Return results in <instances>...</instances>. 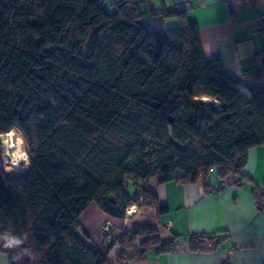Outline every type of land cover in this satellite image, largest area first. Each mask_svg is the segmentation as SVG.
<instances>
[{
	"label": "trees",
	"instance_id": "1",
	"mask_svg": "<svg viewBox=\"0 0 264 264\" xmlns=\"http://www.w3.org/2000/svg\"><path fill=\"white\" fill-rule=\"evenodd\" d=\"M165 1L110 10L102 0H0V236L23 241L1 248L10 264H110L80 222L92 201L112 217L132 203L161 216L168 208L146 187L153 178L240 175L264 144V90L227 75L220 56L205 54L187 3ZM145 5L178 24L165 35L148 29ZM16 127L30 146L23 177L9 176L2 156L1 136ZM143 235L133 259L184 240L137 228L121 236L119 260Z\"/></svg>",
	"mask_w": 264,
	"mask_h": 264
},
{
	"label": "crops",
	"instance_id": "2",
	"mask_svg": "<svg viewBox=\"0 0 264 264\" xmlns=\"http://www.w3.org/2000/svg\"><path fill=\"white\" fill-rule=\"evenodd\" d=\"M116 1L119 0H104V5L113 10ZM185 2L189 19L200 27L205 54L220 56L227 75L264 90V0H166L164 5L172 9ZM162 7L161 2L154 3L157 12ZM144 10L141 22L154 32L165 35L168 28L178 24L175 18L154 14L148 5ZM239 180L244 182L237 183ZM255 185H264V144L249 151L240 175L222 178L214 169L207 179L195 183H163L153 178L146 187L168 208L164 215L132 203L125 217H112L92 201L81 214L80 222L89 240L107 252L110 264H262L264 211L255 204ZM142 227L155 228L164 241L174 236L184 240L169 253L150 250L146 258L133 259L149 237L143 235L127 250V259L119 260L121 236ZM202 236L216 238L211 241ZM1 248H5L2 239L0 264H10Z\"/></svg>",
	"mask_w": 264,
	"mask_h": 264
},
{
	"label": "rangeland",
	"instance_id": "3",
	"mask_svg": "<svg viewBox=\"0 0 264 264\" xmlns=\"http://www.w3.org/2000/svg\"><path fill=\"white\" fill-rule=\"evenodd\" d=\"M3 136L4 135L1 136V147L5 171L11 177H23L27 175L31 169L30 163H23V161L19 162V154H23L26 160L30 153L29 143L25 139L23 133L16 127L10 133ZM134 165V159H130L128 161V166L133 167Z\"/></svg>",
	"mask_w": 264,
	"mask_h": 264
},
{
	"label": "built area",
	"instance_id": "4",
	"mask_svg": "<svg viewBox=\"0 0 264 264\" xmlns=\"http://www.w3.org/2000/svg\"><path fill=\"white\" fill-rule=\"evenodd\" d=\"M243 182L244 180H239L237 183L241 184ZM226 184L227 182L223 183V185ZM253 196L258 209L264 211V185H255L253 189ZM262 264H264V261Z\"/></svg>",
	"mask_w": 264,
	"mask_h": 264
},
{
	"label": "clouds",
	"instance_id": "5",
	"mask_svg": "<svg viewBox=\"0 0 264 264\" xmlns=\"http://www.w3.org/2000/svg\"><path fill=\"white\" fill-rule=\"evenodd\" d=\"M0 239L4 240L5 247L18 246L23 242L21 239L14 237L11 234H5L3 236H0Z\"/></svg>",
	"mask_w": 264,
	"mask_h": 264
},
{
	"label": "water",
	"instance_id": "6",
	"mask_svg": "<svg viewBox=\"0 0 264 264\" xmlns=\"http://www.w3.org/2000/svg\"><path fill=\"white\" fill-rule=\"evenodd\" d=\"M128 193L131 197H134L135 194L137 193V190L134 186V183L131 180L128 182ZM112 200L114 201V197H112ZM142 250H144V249H142Z\"/></svg>",
	"mask_w": 264,
	"mask_h": 264
},
{
	"label": "bare ground",
	"instance_id": "7",
	"mask_svg": "<svg viewBox=\"0 0 264 264\" xmlns=\"http://www.w3.org/2000/svg\"><path fill=\"white\" fill-rule=\"evenodd\" d=\"M202 99H204V100H206V101H210V100H212V98L211 97H209V96H206V95H201L200 96ZM4 136H5V134H4ZM3 136V137H4ZM17 153V152H16ZM20 155V157H19V162L20 161H24V155L23 154H19Z\"/></svg>",
	"mask_w": 264,
	"mask_h": 264
}]
</instances>
